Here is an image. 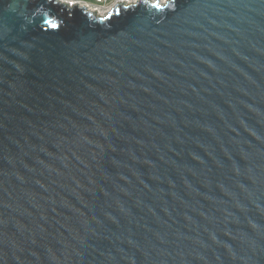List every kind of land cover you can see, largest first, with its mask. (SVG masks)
<instances>
[{"label":"water","instance_id":"95a60500","mask_svg":"<svg viewBox=\"0 0 264 264\" xmlns=\"http://www.w3.org/2000/svg\"><path fill=\"white\" fill-rule=\"evenodd\" d=\"M0 264H264V0H0Z\"/></svg>","mask_w":264,"mask_h":264},{"label":"trees","instance_id":"16d2710c","mask_svg":"<svg viewBox=\"0 0 264 264\" xmlns=\"http://www.w3.org/2000/svg\"><path fill=\"white\" fill-rule=\"evenodd\" d=\"M77 1L78 3H87L90 5H103L105 3L108 2H115L117 0H74ZM52 2V6L55 9V11L57 12V15L59 18H63V19H68L71 16H73L75 13H77V11L79 10H83L85 8L83 7H79L78 5H73V6H69L67 3L65 2H61L58 0H51ZM119 9V8H118Z\"/></svg>","mask_w":264,"mask_h":264},{"label":"rangeland","instance_id":"374dc122","mask_svg":"<svg viewBox=\"0 0 264 264\" xmlns=\"http://www.w3.org/2000/svg\"><path fill=\"white\" fill-rule=\"evenodd\" d=\"M58 1H61V2H67L65 0H58ZM137 0H117L115 2H108V3H105L103 5H90V4H87V3H73V4H76L78 5L79 7H84L86 8L87 10H89L90 12L92 13H95L96 15H104V14H107L109 13V11L113 10L118 4L120 3H123V4H126V3H133V2H136ZM152 1H161V2H164L165 0H152ZM72 4V3H70Z\"/></svg>","mask_w":264,"mask_h":264},{"label":"built area","instance_id":"2783aa9c","mask_svg":"<svg viewBox=\"0 0 264 264\" xmlns=\"http://www.w3.org/2000/svg\"><path fill=\"white\" fill-rule=\"evenodd\" d=\"M65 1H67L69 4H70V3L73 4L74 2H75V3H78L77 1H74V0H65ZM100 1H101V0H100ZM67 2H65V3H67Z\"/></svg>","mask_w":264,"mask_h":264},{"label":"clouds","instance_id":"9594fccd","mask_svg":"<svg viewBox=\"0 0 264 264\" xmlns=\"http://www.w3.org/2000/svg\"><path fill=\"white\" fill-rule=\"evenodd\" d=\"M98 1H100V0H98ZM69 6H73V5H76V4H69V3H67Z\"/></svg>","mask_w":264,"mask_h":264},{"label":"bare ground","instance_id":"6f19581e","mask_svg":"<svg viewBox=\"0 0 264 264\" xmlns=\"http://www.w3.org/2000/svg\"><path fill=\"white\" fill-rule=\"evenodd\" d=\"M68 3V2H67ZM100 15H102V14H100ZM103 16V15H102Z\"/></svg>","mask_w":264,"mask_h":264},{"label":"snow or ice","instance_id":"6c2138e0","mask_svg":"<svg viewBox=\"0 0 264 264\" xmlns=\"http://www.w3.org/2000/svg\"><path fill=\"white\" fill-rule=\"evenodd\" d=\"M53 26H55V25H53Z\"/></svg>","mask_w":264,"mask_h":264}]
</instances>
